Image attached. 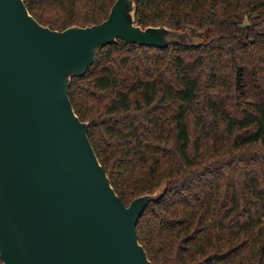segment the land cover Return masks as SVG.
Returning <instances> with one entry per match:
<instances>
[{"label":"trees","instance_id":"obj_1","mask_svg":"<svg viewBox=\"0 0 264 264\" xmlns=\"http://www.w3.org/2000/svg\"><path fill=\"white\" fill-rule=\"evenodd\" d=\"M63 31L117 0H24ZM137 24L205 32L200 47H104L70 99L122 202L153 195L137 232L152 264H264V0H136ZM0 264H3L0 257Z\"/></svg>","mask_w":264,"mask_h":264},{"label":"water","instance_id":"obj_2","mask_svg":"<svg viewBox=\"0 0 264 264\" xmlns=\"http://www.w3.org/2000/svg\"><path fill=\"white\" fill-rule=\"evenodd\" d=\"M136 0L108 18L63 31L40 24L24 0H0V257L3 264H152L137 225L151 203L126 206L70 99L100 51L125 44L200 47L205 32L137 24Z\"/></svg>","mask_w":264,"mask_h":264},{"label":"rangeland","instance_id":"obj_3","mask_svg":"<svg viewBox=\"0 0 264 264\" xmlns=\"http://www.w3.org/2000/svg\"><path fill=\"white\" fill-rule=\"evenodd\" d=\"M243 83H244L245 99L250 103L264 104V95L258 90H256L253 73L249 68L246 67H244Z\"/></svg>","mask_w":264,"mask_h":264}]
</instances>
